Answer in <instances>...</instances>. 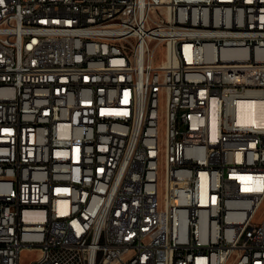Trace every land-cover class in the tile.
I'll list each match as a JSON object with an SVG mask.
<instances>
[{"label": "built area", "instance_id": "2783aa9c", "mask_svg": "<svg viewBox=\"0 0 264 264\" xmlns=\"http://www.w3.org/2000/svg\"><path fill=\"white\" fill-rule=\"evenodd\" d=\"M245 97L264 0H0V264H264Z\"/></svg>", "mask_w": 264, "mask_h": 264}, {"label": "bare ground", "instance_id": "6f19581e", "mask_svg": "<svg viewBox=\"0 0 264 264\" xmlns=\"http://www.w3.org/2000/svg\"><path fill=\"white\" fill-rule=\"evenodd\" d=\"M178 21H185V14H178ZM239 117L252 122L264 123V98H242L239 104ZM119 157H128V150H119ZM264 199H261V207ZM42 253V246H35ZM249 255L248 246H227L226 258H233L235 264H244ZM121 264H131V256L121 257Z\"/></svg>", "mask_w": 264, "mask_h": 264}, {"label": "rangeland", "instance_id": "374dc122", "mask_svg": "<svg viewBox=\"0 0 264 264\" xmlns=\"http://www.w3.org/2000/svg\"><path fill=\"white\" fill-rule=\"evenodd\" d=\"M259 215L262 216L264 214V203L262 204L261 209L259 210ZM38 252L37 249H35V251L32 250H28L27 248H23L20 254V262L21 264H28L29 260L31 259V257H33L34 255H36ZM233 260V258H231ZM229 264V263H228Z\"/></svg>", "mask_w": 264, "mask_h": 264}]
</instances>
